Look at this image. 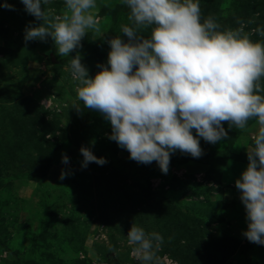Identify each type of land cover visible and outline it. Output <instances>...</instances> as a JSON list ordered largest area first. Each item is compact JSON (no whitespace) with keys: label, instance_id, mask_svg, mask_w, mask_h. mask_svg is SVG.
I'll use <instances>...</instances> for the list:
<instances>
[{"label":"rangeland","instance_id":"1","mask_svg":"<svg viewBox=\"0 0 264 264\" xmlns=\"http://www.w3.org/2000/svg\"><path fill=\"white\" fill-rule=\"evenodd\" d=\"M8 2L14 8L0 7V264H139L127 242L131 224L162 235L153 264H264V245L243 235L246 213L235 187L255 120L242 130L223 122L227 136L214 144L201 138L198 158L171 153L166 174L155 161L138 163L108 138L100 113L82 108L68 69L76 54L90 76L106 64L107 40L129 23L127 7L97 0L96 29L61 57L51 37L24 40L25 26L41 21L21 0ZM199 4L202 18L264 40L257 31L264 30V0ZM44 7L63 14V0ZM82 145L106 163L81 167Z\"/></svg>","mask_w":264,"mask_h":264},{"label":"clouds","instance_id":"2","mask_svg":"<svg viewBox=\"0 0 264 264\" xmlns=\"http://www.w3.org/2000/svg\"><path fill=\"white\" fill-rule=\"evenodd\" d=\"M50 2L21 0L24 10L41 21L25 26L24 40L51 37L57 54L67 57L96 29L97 0H63V14L57 16L44 7ZM121 3L129 10V23L107 40L106 64L90 76L81 56H71L68 69L82 108L110 123L108 138L130 159L155 161L165 174L171 153L198 158L201 138L214 144L227 136L223 122L242 130L254 119L258 127L246 147L248 163L235 187L246 213L243 235L264 245V40L251 39L242 26L221 28L213 16L202 18L199 0ZM0 7L14 5L4 0ZM142 29L149 34L142 35ZM80 153L81 167L106 163L90 147L82 145ZM68 160L62 154V163ZM65 175L62 170L60 178ZM126 235L139 264H153L162 235L135 224Z\"/></svg>","mask_w":264,"mask_h":264}]
</instances>
